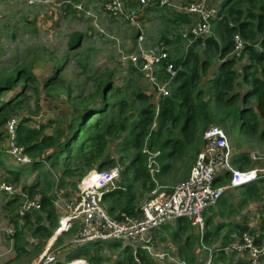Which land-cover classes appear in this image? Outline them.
<instances>
[{"label":"rangeland","instance_id":"rangeland-1","mask_svg":"<svg viewBox=\"0 0 264 264\" xmlns=\"http://www.w3.org/2000/svg\"><path fill=\"white\" fill-rule=\"evenodd\" d=\"M198 1L202 0H174V5L183 7ZM206 1L219 13L217 20L212 21L211 29L218 23H224L225 27L232 26L234 22L251 19V15L255 13H264L263 9L254 7L256 4L252 0ZM105 2L106 0H39L35 4H29L26 0H0V88L3 89L8 82L12 86L11 83L15 81L13 89L0 92V153L6 155H0L3 160L0 164V184L8 183L13 186L16 195H20L17 198L16 195L9 196L0 191V228L11 226L14 235L16 234L10 239L0 241V264H41L49 253L63 258L68 251L79 248L75 245L70 247L77 230L75 226L70 225L62 232L63 227L59 223L49 236L46 231H35L38 226L35 216L38 212L28 214V225L15 216L26 201L40 202L42 198H48L56 203H64L73 200L77 195L78 185L97 167L96 165L91 170L84 169L72 158L68 168L79 167L82 173L63 174L66 154H62L63 156L55 159V166L52 165L51 158V161H47L49 166L41 163L34 170L30 167L22 169L24 171L21 176L14 175L15 171H20L23 167L14 164L4 152L2 143L5 145L7 121L14 119L17 125L22 123L30 128L44 126L43 133L46 135H53L58 128L67 131L75 121L82 104L92 100L94 106L99 104L98 89L108 81L113 88L106 96L107 101L109 104L121 100L126 102L120 118H125L127 124L139 120L142 110L154 111L153 115L144 116L147 119L148 133L143 139L141 153L144 146H148L152 140V134L158 131V111L164 101L159 95L158 85L169 84L167 98L173 104L169 108L168 117H178L175 122L168 119L162 134L153 140L155 147L152 151L160 152V157L163 158L159 159V173L146 186L143 185V178L135 180L133 172L127 169L130 159L139 152L134 148H124L127 131L107 138L104 159H112L114 163L103 171L118 168L119 177L113 190L121 189L123 193L113 203V216L121 213L137 215L140 206L152 197L153 190L168 192L184 181L202 149V134L211 126H218L225 131L235 156L246 154L250 157L246 161L245 171L257 170L262 181L264 179V119H257L258 125L255 128H244L237 117L233 119L227 115L230 110L241 109L249 115L248 119H251V112L258 116L252 81H264L263 63L254 61L256 52H264V29L247 38L236 32L234 36H239L248 47V52L245 53L244 48L240 56H237L234 42L232 47H228L220 37L211 34V29L198 42L192 43L188 34L196 24L195 18L184 15L186 19L182 23L177 20V15L182 14L176 8H138L134 5L137 23L144 37V48L153 47L159 41L167 43L170 49L169 61L178 73L177 80L172 82L163 72V68H159L155 72L156 81L153 82L139 64L140 52L137 48L135 26L124 16L117 17L106 13L103 10ZM77 36H80L79 45L72 47L71 43ZM208 38H214L217 43L207 45L204 40ZM222 47L225 49L221 50ZM130 54L137 55V65L125 60L124 56ZM224 72L226 74L223 79H226V83L223 86L219 82L215 83L217 77ZM12 78L15 80L12 81ZM190 82V87L184 92L189 93L188 97L192 102L207 104L206 119L192 120L189 114L191 111L187 112L186 106H182L185 100L178 94L173 98L177 86ZM218 92L223 94L219 95ZM137 93L144 98L137 97ZM9 101H16V105L11 102L5 106ZM115 111L116 109L110 108L103 119L109 120ZM238 114L237 111L235 115ZM186 118L191 119L189 124H185ZM95 119L97 117L91 122ZM184 126L185 129L182 130ZM89 134L91 132L87 133ZM169 141L170 144L162 147L163 142ZM173 141L179 142L173 144ZM80 142L79 138L75 146ZM56 151L57 148H51L47 152L54 155ZM251 155L258 159L251 160ZM143 159L146 167L145 156ZM125 170L128 175L123 174ZM34 171L38 173L37 176L30 175ZM229 181L230 177H226L223 185L228 186ZM35 184L39 186L32 197L22 194L23 187ZM255 194L260 196V200H252ZM245 200L247 202L243 205ZM10 201L13 203L7 207V202ZM222 201L226 204H222ZM263 205L264 183L249 195L243 194L241 187L229 188L215 207L208 210L205 218H211V222L208 227H204L203 232L199 233L193 228L188 230V225H185L183 229L177 230L179 234L176 240L172 238V229L166 232L169 238L162 232L155 240L158 248L175 260L180 258L182 260L179 262L184 260L185 264H189L185 258H193V264H203L207 254L199 257L194 250H203L204 234L214 228L220 227V237L211 239L207 235L208 241L204 245L209 249H220L226 233L233 234L231 241L225 246L238 242L244 233L252 236L255 241L259 236L261 239L258 244L264 243ZM55 213L59 222L63 213L57 209ZM13 219H17V225L11 221ZM41 225L45 227L44 223ZM234 228L237 229L235 232ZM186 238H190L188 246L185 245ZM99 244L94 252H90V256L99 255L102 258L100 264H119L124 261V257L132 255L134 250L131 244H124L125 247L120 243L113 247H104V242ZM155 247L157 248L156 244ZM180 247L183 248V253H180ZM123 250L126 255L121 254ZM236 255L238 254H227L225 260L232 257L233 260L236 257L244 258V255ZM73 257V254L68 255L61 263ZM149 258L155 264L154 259L150 256ZM167 263L165 261L162 264ZM77 264L90 263L87 259H79Z\"/></svg>","mask_w":264,"mask_h":264},{"label":"built area","instance_id":"built-area-1","mask_svg":"<svg viewBox=\"0 0 264 264\" xmlns=\"http://www.w3.org/2000/svg\"><path fill=\"white\" fill-rule=\"evenodd\" d=\"M35 4L39 0H26ZM146 8H176L181 14L196 19V24L188 36L191 41L203 38L210 30L211 22L218 18V11L208 5L206 0L192 2L178 7L173 0H106L103 10L111 15L124 16L137 30V48L140 52L139 64L146 71V76L153 82L159 68L169 76L172 81L177 75L172 63L169 61L170 49L164 41L157 42L153 47L144 48V37L137 23V15L133 6ZM234 51L237 56L245 48V43L239 36H234ZM125 60L137 65V55H126ZM169 84H160L159 95L169 97ZM17 122L8 120L5 126V153L18 166L27 168L33 164L34 159L24 152L16 140ZM202 149L196 156L188 177L172 187L170 191H152V197L138 209L137 215L121 213L112 216L108 213L104 203V195L113 191L115 181L119 177L118 168L106 171H92L78 185L77 196L73 200L52 202L55 209L63 214L59 217L60 226L66 229L70 223L76 227L72 245L82 247L90 243L121 241L131 244L134 249L147 253L155 261L168 258V254L155 247V239L161 227L175 223L178 219L186 220L191 226L201 228L204 223V214L215 207L220 197L229 188L257 180V170L238 169L233 164L235 153L230 145L225 131L218 126L207 128L201 137ZM142 154L146 158V170L151 178L159 173L160 152L149 150L144 146ZM250 158V157H249ZM258 157L251 155V160ZM230 177L228 186L223 182ZM0 191L13 195L14 190L5 183L0 184ZM39 201H26L18 217L22 220L29 213L39 212ZM14 235L11 226L0 228V241L10 239ZM226 254L245 255L248 264H259L264 258V243L258 244L252 236L244 233L242 238L220 249ZM169 260L176 264H185L172 258ZM136 264H140L135 257ZM57 256L54 253L46 255L41 264H55ZM77 260L66 261L63 264H77ZM81 263H84L81 262ZM207 264H210L209 262Z\"/></svg>","mask_w":264,"mask_h":264},{"label":"trees","instance_id":"trees-1","mask_svg":"<svg viewBox=\"0 0 264 264\" xmlns=\"http://www.w3.org/2000/svg\"><path fill=\"white\" fill-rule=\"evenodd\" d=\"M249 1V0H248ZM254 4H256L254 7H257L259 9H263L264 11V0H252ZM234 9V7L232 8ZM187 16V15H185ZM184 14L177 15V20L179 21H185L186 17ZM264 29V13H255L254 15H251V19L244 20V21H238L234 22L232 26L226 25L224 30V39L226 42V45L228 47L233 46V36L236 32L240 34V36L247 38L249 35L256 34L257 31H260ZM80 36H77L73 39L71 46L76 47L79 45ZM198 41H195V43ZM264 42V39H263ZM225 49V47H224ZM245 50H248V47L245 46ZM254 59H256L257 62L263 63V70H264V52H256L254 54ZM19 75V72H18ZM225 75V74H224ZM224 75L218 79V82L223 86L226 83V79H223ZM178 77V75H177ZM177 77H175L173 81L177 80ZM192 78V77H190ZM15 80L12 78V81ZM11 81V82H12ZM187 81V80H186ZM10 82V83H11ZM49 82V81H48ZM15 81L12 82V86L14 85ZM254 85L253 89V96L256 99L257 106L256 110L258 113V116L255 115L253 112L250 114V121L247 118H242L241 116L245 113L244 110L236 109L235 111H228L227 115L228 117H232L235 119L237 117L238 120H240V124L244 127H251L255 128L257 127L256 120L259 118L264 119V81H258L253 80L252 81ZM190 83H187L186 85H180L177 86L174 90V96L173 98H176V94L181 98H183L185 101L182 102V106H186L187 112L191 111L190 118L193 120L195 118V121L198 119H206L208 116L207 112V104L203 102L194 103L192 100H190L189 93L184 92L187 87H190ZM9 85V82L5 85V87L0 88V92L8 91L13 89V87ZM111 86V87H110ZM113 85L110 81L103 83L101 88L98 89L97 96L99 98V104L94 106L93 100L90 102H86L81 105V108L79 109L77 113V117L75 119V123L71 125L69 128V138H67L65 141H61V138L64 137L65 132L63 129H56L53 135H46L44 134L43 127L39 126L37 128H28L25 127L24 124L20 123L16 127V140L20 146H23L24 152L29 155L31 158L36 156L34 158V162L29 167L36 168L37 165H39L40 158L43 156V154L51 149L57 147L59 149V154H66L65 160H64V172L63 174L66 175H76L80 174L81 168L76 167L75 169H69L68 164L71 162L72 158L77 161L84 169L91 170L94 166L97 165L96 171H102L105 168L112 166L114 161L112 159L106 158L104 159V153L105 148L107 144V138L110 135H118L122 133L123 131H127V135L125 137L124 141V148L127 150H131V148H134V150L139 151L132 159H130L129 167L127 168L134 174V179L143 180V185L146 186L150 182V176L146 170V167L144 165V156L142 155L140 148L143 143V139L148 133V124L147 119L144 118V116H147L148 114H152L154 111H150L148 109L142 110L139 115V120L134 121L132 124H127V120L125 118H120L121 113L123 111V108L126 106V102L124 100L118 101L113 104H109L107 101V94L109 90H112ZM178 90L180 91L178 92ZM217 94H223V92H218ZM21 96V95H20ZM19 96V97H20ZM137 97L144 98L143 95L137 93ZM170 99L165 98V101H162V107L159 109L158 113V119H159V125H158V131L154 135L152 134V140H150V143L148 145L149 150H154L155 142L153 141L154 138L159 137L162 134V129L165 127V122L168 119H171V121L175 122L178 117H168L169 115V108L173 104L169 101ZM11 102L7 103L5 106H8ZM12 105H16V101L12 103ZM116 109L114 116H112L109 120L103 119V116H107V112L109 109ZM241 112L240 116L239 114L236 116V112ZM97 117L95 121L91 122V120ZM189 118L185 119V124H189L190 120ZM235 122H233L234 124ZM185 129V126L182 128V130ZM91 132V134L87 135V133ZM5 137V136H4ZM2 138V137H1ZM81 139V142L75 146V143L78 139ZM179 141H173V144H178ZM164 144L162 147L170 144L169 142H163ZM168 143V144H167ZM170 155V154H168ZM143 157V158H142ZM248 155L246 154H239L233 158V164L238 169H246L247 162L248 161ZM51 158V157H50ZM163 158L159 156V159ZM100 161L102 163H100ZM28 168V167H27ZM24 169V168H21ZM33 170V169H32ZM17 174V173H14ZM124 175H128V171L123 172ZM261 183H264V179H259L258 181L248 184L242 188L243 194L249 195L251 193H254L257 190V187L261 185ZM48 185V184H47ZM38 184H35L33 186L29 187H23L22 193L29 198L33 196V192L36 188H38ZM123 193L121 189H118L116 191H112L111 193H106L104 195V198H107L108 196L115 197L114 203H116L121 197ZM18 198V196H16ZM260 196L258 194H255L252 196V200H258ZM221 202V201H220ZM243 203V205L246 204ZM13 203V201H10L7 203V207L10 206ZM41 204V210L36 213L35 220L38 224L35 231H46L48 235H52L53 231L57 229L59 226L58 218L55 213V208L52 205V202L48 198H42L40 200ZM222 204L225 205V202L222 201ZM130 206V205H129ZM115 206H112L108 209V213L111 215L114 211ZM132 215V214H129ZM113 216V215H112ZM15 218H18V215L15 216ZM25 221V225L29 224V216L28 214L23 217ZM16 225L18 224L17 219L11 220ZM42 223L45 224V227L41 225ZM219 228H215L212 233H208L207 235H210V237H213L216 235L217 232H219ZM16 236V234L14 235ZM207 240V236H206ZM257 243V242H256ZM92 245L96 243H90ZM89 245V244H87ZM84 245L82 246L79 251L77 250V256L79 257L81 253H83V256L87 258L90 264H100L102 262V258L99 257V255L96 256H90V253L88 251V246ZM225 247V246H224ZM125 253V251H123ZM75 258H71L73 260ZM136 259L140 264H152L149 256L141 251H136ZM78 261V260H77ZM119 264H136L135 257L133 258L132 255H128L124 257V261ZM248 264V263H246Z\"/></svg>","mask_w":264,"mask_h":264},{"label":"crops","instance_id":"crops-1","mask_svg":"<svg viewBox=\"0 0 264 264\" xmlns=\"http://www.w3.org/2000/svg\"><path fill=\"white\" fill-rule=\"evenodd\" d=\"M174 1V0H173ZM186 17H188V16H186ZM182 23H183V21H181ZM225 25H224V23H218V24H215L214 26H213V28L211 29V26H210V29H211V34H213L214 36H216V37H220V40H222L224 43H225V39H224V30H225ZM188 38H189V40H191V38L188 36ZM200 39H202V38H200ZM198 40V39H197ZM197 40H195V41H197ZM195 41H192V43H195ZM206 43H207V45H210V44H214V43H217V41L214 39V38H208V39H205L204 40ZM224 49V47H222L221 48V50H223ZM220 50V51H221ZM246 52H248V50H246L245 51V53ZM243 58V55L240 57V60ZM254 61H256V59H254ZM257 62V61H256ZM244 69V68H243ZM224 74H226L225 72L224 73H221V75H219L220 76V78L224 75ZM219 76L217 77L218 79H219ZM212 83V82H211ZM215 83H218V80H216L215 81ZM217 91V90H216ZM164 101H165V99H164ZM240 111H241V109H239ZM239 111V116H240V112ZM248 114L247 113H244L241 117L242 118H247L248 119ZM73 123H75V121L73 122ZM72 123V124H73ZM232 124H233V122H232ZM28 128H30V127H28ZM61 129V128H60ZM64 132H65V135H64V137H62L61 138V141L63 142V141H65L67 138H69V129H67V131H65L64 130ZM2 146L3 147H5V145L2 143ZM55 148H57V147H55ZM48 151V150H47ZM46 151V152H47ZM58 151H59V149H57V151L55 152V154L54 155H51V153L49 154V152H45L44 154H43V160H40L41 162L39 163V165L41 164V163H44V164H46L47 166H49L48 165V163H47V161H51V158H53V163H52V165L53 166H55V159H57V157L59 156V157H61V156H63L62 154H60V155H58L57 153H58ZM0 155H4V156H6L4 153H0ZM51 157V158H50ZM10 159V158H9ZM11 161V160H10ZM3 163V160L2 159H0V164H2ZM13 162V161H12ZM15 164V163H14ZM39 165H37L36 166V168L37 167H39ZM31 168V167H30ZM36 168H31V169H36ZM237 168V167H236ZM6 169V168H5ZM19 169V168H18ZM27 169V168H26ZM7 170V169H6ZM24 170H20V171H15L14 173H17V174H14V175H16V176H21V172H23ZM258 172V171H257ZM62 173H63V171H62ZM37 172H35L34 171V173L33 174H30V175H35V176H37ZM26 175H28V174H26ZM258 175H259V172H258ZM23 176V175H22ZM261 177V176H260ZM258 178L257 180H254V181H251V182H248V183H245V184H242V185H240V186H238L237 188H240L241 187V189L244 187V186H246V185H248V184H251V183H253L254 184V182H256V181H258L259 179H261V178ZM16 178V177H15ZM6 185H9L8 183H5ZM9 186H11V185H9ZM12 188H13V186H11ZM14 190V189H13ZM112 192V191H111ZM111 192H109V193H111ZM242 192H243V190H242ZM3 193H5V192H3ZM5 194H7V193H5ZM23 194V193H22ZM13 195H16V191L14 190V194ZM13 195H9V196H13ZM17 196V195H16ZM18 196H20V195H18ZM77 196V195H76ZM75 196V197H76ZM114 199H115V197H112V196H108L107 198H104V203H105V205H106V208H107V210L110 208V207H112L113 206V203H114ZM50 200V199H49ZM258 200H260V198L258 199ZM50 202H53L52 200H50ZM8 203V202H7ZM53 204V203H52ZM109 204V205H108ZM226 204V203H225ZM211 210V209H210ZM208 212V211H207ZM207 212L204 214V223H203V226L201 227V228H199V227H197V226H191L186 220H184V219H178L175 223H172V224H167V225H164L163 227H161V229H160V231L157 233V235H156V239H157V236H159L162 232H165L164 234L169 238V236L166 234V232L168 231V230H170V229H172L173 231H174V233L172 234V238L174 239V240H176L178 237V234H179V232L177 231V230H179V229H183L184 228V226L186 225H188L186 228L189 230L190 228H193V229H195L196 231H199V233L200 232H203V230H204V227L206 226V227H208L209 226V222H211V218H205L206 217V215H207ZM262 212H264V205H263V209H262ZM112 215V214H111ZM70 225H73V226H75L73 223H70L67 227H69ZM215 229V228H214ZM63 230L64 229H62L61 231L63 232ZM237 229L236 228H234V232L236 231ZM212 232H214L215 233V231H207V232H205V234H204V238H203V241H204V243L202 244L203 245V250L201 251V250H199V249H197V251H195L194 250V253H195V255L197 254L199 257H205L206 256V254H207V256H206V258H205V261L204 262H202L203 264H207L208 262L210 263V264H220V262H221V264H246L247 263V260H246V257H245V255H244V258H238V257H236L237 259L236 260H233V257L230 259V260H225V255H227V254H225V253H223L220 249L222 248V247H224L226 244H228V241H231V235L233 234V233H226L225 235H224V237L222 238V241H221V239H220V241H221V244H220V249H209L207 246H205L204 244H206L207 243V241L208 240H206V236H207V234L208 233H212ZM202 234V233H201ZM194 236H196V235H194ZM218 237H220L219 236V234H218V232L216 233V235L215 236H213V237H210L211 239H217ZM257 238V240H256V242L258 243L259 242V240L261 239V237H256ZM188 239H190V238H186L185 239V245H187L188 244V242H189V240ZM207 239H208V236H207ZM105 243V246L104 247H113V246H118L119 245V243L122 245L123 244V246L125 247V245H124V243H122L121 241H110V242H104ZM99 243H96V244H94V245H92V246H90L91 244H89V245H87L88 246V251H89V253L90 252H94V250L96 249V248H98V246H100V244L98 245ZM155 244L157 245V249L158 250H160L159 248H158V243L156 242V240H155ZM71 243H70V247H71ZM121 245L119 246V247H121ZM189 245V244H188ZM187 245V246H188ZM81 247H79V248H74V249H72V250H70V251H68V253H66V256L65 257H67L68 255H71V254H73L74 255V257L73 258H75V259H73V260H79V259H87L86 257H84L83 256V253H81L80 255H79V257L78 258H76V256H77V250L79 251V249H80ZM83 248V247H82ZM81 248V249H82ZM80 249V250H81ZM134 249V248H133ZM124 251V250H123ZM123 251L121 252V254L123 253ZM136 251H138V250H136V249H134L133 250V252H132V255H134V257H136ZM161 251V250H160ZM179 251H180V253H183V248L182 247H180V249H179ZM163 252V251H162ZM123 255H126V252L125 253H123ZM181 256H182V254H180ZM232 255H235V254H232ZM92 256H93V254H92ZM176 256L177 257H180V256H178L177 254H176ZM236 256H238V255H236ZM65 257H63V258H65ZM63 258H60V257H58L57 258V262L55 263V264H63L64 262H62L61 263V261H62V259ZM168 258H172L169 254H168ZM168 258H165V259H163V260H161V261H155L154 260V263L155 264H162L163 262H165V261H167L168 263L167 264H176L175 262H173V261H171V260H169ZM176 258V257H175ZM182 258H185V257H182ZM172 259H174V258H172ZM177 259H180V258H176V260ZM175 260V259H174ZM182 259H180V260H177V261H181ZM185 260H187V262L189 263V264H193V258L192 259H190V260H188V259H186L185 258ZM70 261V260H69ZM184 261V260H183ZM66 262V261H65ZM186 262V263H187ZM259 264H264V258H262L261 260H260V263Z\"/></svg>","mask_w":264,"mask_h":264},{"label":"clouds","instance_id":"clouds-1","mask_svg":"<svg viewBox=\"0 0 264 264\" xmlns=\"http://www.w3.org/2000/svg\"><path fill=\"white\" fill-rule=\"evenodd\" d=\"M189 17V16H188ZM218 17H219V13H218ZM191 18H193V17H191ZM215 20H217V19H215ZM195 21H196V19H195ZM214 21V20H213ZM212 23V22H211ZM211 26V25H210ZM244 51V50H243Z\"/></svg>","mask_w":264,"mask_h":264}]
</instances>
